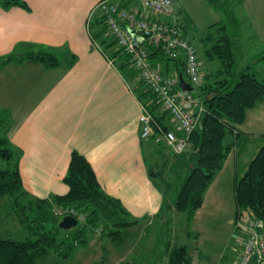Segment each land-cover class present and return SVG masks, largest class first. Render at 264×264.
I'll return each mask as SVG.
<instances>
[{"label":"crops","instance_id":"1","mask_svg":"<svg viewBox=\"0 0 264 264\" xmlns=\"http://www.w3.org/2000/svg\"><path fill=\"white\" fill-rule=\"evenodd\" d=\"M23 1L27 8L0 7V59L41 48L76 56L69 68L47 69L36 62L0 66V106L15 118L8 138L21 153L24 190L39 199L66 195L64 178L77 152L91 164L103 190L120 200L133 218L147 224L164 221L166 192L155 183L148 159L162 160V166L176 161L168 150L141 139L143 103L134 90L137 82L129 83L109 63L91 35L89 17L103 0ZM243 7L247 24L264 39V0H243ZM213 9L221 11L207 0H175L177 15L188 18L192 32L194 16L210 15ZM241 34L237 30L231 34L237 63L245 41ZM262 56L264 41L239 69L251 67L261 77ZM231 138L234 146L192 223L218 210L229 213L235 238L234 187L264 144V100L247 112L245 123Z\"/></svg>","mask_w":264,"mask_h":264},{"label":"trees","instance_id":"2","mask_svg":"<svg viewBox=\"0 0 264 264\" xmlns=\"http://www.w3.org/2000/svg\"><path fill=\"white\" fill-rule=\"evenodd\" d=\"M207 2L222 9L220 0ZM0 7L27 8V4L23 0H0ZM91 15L90 31L98 44L97 48L110 64L123 73L129 83L137 82L134 90L138 98L160 127L164 131L175 130L171 122L166 121L170 120V116L162 109L158 97L138 79L131 57L120 49L116 38L109 33L105 18L97 11H93ZM176 16L184 37L194 45L189 38L192 28L188 18L177 15V12ZM199 41L205 47L204 59L209 63H219L215 72L205 74L206 84L198 86L199 93L194 95L191 92L205 108L200 119L202 126L198 125L189 136L188 147L181 154H174L166 144H155L149 140L156 148L176 155V163L188 170L172 204L174 211L186 215L188 225H191L203 206L207 191L225 165L234 146L231 137L245 123L247 112L264 100V72L258 77L251 67L238 70L235 43L227 24L219 22L211 25L203 32ZM146 47L153 66L163 76H175L177 79L181 75L184 79L187 77L184 58L173 60L159 46L149 44ZM196 50L201 70L202 58L199 50ZM60 52L53 48H41L1 58L0 66L36 62L47 69H55L69 68L75 64L76 56ZM259 61L264 62V56ZM171 62L174 66L170 65ZM177 136L178 139L185 137L181 131L177 132ZM20 157V151L13 146L10 138H0V207L5 198L11 200V206L22 228L19 236L23 237L12 238L0 234V264H34L36 257L48 252L70 259L77 250L89 246L94 229H102V238L122 242L125 232L140 224V220L134 219L120 200L109 196L103 190L93 167L79 153L72 154L64 178V183L69 188L68 193L50 199L34 198L24 190ZM234 191L237 207L234 217L236 237L238 232L235 225L239 216L248 214L264 220V144L250 162L243 177L236 181ZM56 208H74L84 213L85 224L72 234L60 229L58 216L55 215ZM60 231H65V235L60 236ZM166 251L168 264H193L187 246L175 244L173 239Z\"/></svg>","mask_w":264,"mask_h":264},{"label":"rangeland","instance_id":"3","mask_svg":"<svg viewBox=\"0 0 264 264\" xmlns=\"http://www.w3.org/2000/svg\"><path fill=\"white\" fill-rule=\"evenodd\" d=\"M220 4H222L221 11L213 9L214 13L194 16L196 18L193 19L196 34L192 32L191 40L199 50L203 63L201 64L203 80L200 87L206 84L205 74L215 72L219 66L218 62L209 63L204 59L205 47L199 41L202 36L200 33L206 31L210 25L223 22L228 25L230 34L235 30L242 32L240 36L245 41L243 48H240L237 65L239 71V67H244L247 60H252V56H255L256 52L261 49V41H264L262 37L255 35L250 25L247 24L243 0H220ZM202 17H204L203 20H201ZM170 65L174 66L172 62ZM256 73L262 75L259 69ZM185 79L189 82L187 77ZM198 93L199 87H194L193 94ZM14 122L15 118L12 117L11 112L1 110L0 106V138L9 137L7 134L13 128ZM170 157L177 160L174 154ZM148 162L152 167L155 183L166 192L164 221L158 219L151 224L141 222L138 227L125 232L122 242L102 238V229H94L89 239V246L77 250L72 258L63 259L48 252L36 257L34 264H167L168 251L166 248L171 239L175 244L187 246L193 264H236L239 249L235 241L236 237L234 238L232 233V215L230 216L229 213L226 215L218 210L219 213L216 212L212 216H207L203 221L188 225L185 214L171 210L188 170L177 163L171 166L170 161L165 166L161 165L162 160L156 161L150 158ZM76 211L80 216H85L84 213ZM68 216L58 217L59 223ZM244 217L248 218L250 215L244 214ZM81 223L82 221L68 232L71 234L76 232L78 227L82 226ZM21 230L11 206V200L5 198L0 207V234L22 239L23 237L19 236ZM65 233V231L59 232L60 236H64ZM223 253H226V256L222 260Z\"/></svg>","mask_w":264,"mask_h":264},{"label":"built area","instance_id":"4","mask_svg":"<svg viewBox=\"0 0 264 264\" xmlns=\"http://www.w3.org/2000/svg\"><path fill=\"white\" fill-rule=\"evenodd\" d=\"M122 1L120 4L103 0L94 11L105 18L109 33L116 38L120 49L131 57L138 79L158 97L162 109L168 112L170 122L175 127V130L164 131L143 106L141 139L166 144L174 154H181L187 149L188 138L199 125L205 108L191 92L180 87L179 79L175 76L165 77L153 66L146 45L161 47L170 59L184 58L188 83L194 87L200 86L203 80L197 50L184 37L176 16L175 0ZM180 131L185 137L178 139L177 132ZM55 215L78 217L76 219L78 223L82 221L81 224L86 221L85 216H80L73 208H56ZM235 226L238 232L235 241L239 249L236 264H264V220L242 215Z\"/></svg>","mask_w":264,"mask_h":264},{"label":"water","instance_id":"5","mask_svg":"<svg viewBox=\"0 0 264 264\" xmlns=\"http://www.w3.org/2000/svg\"><path fill=\"white\" fill-rule=\"evenodd\" d=\"M180 81V87L186 91L193 92L194 88L191 84H189L184 77L181 75L179 77ZM200 126H202V123H199ZM78 221L77 219L73 217H65L60 223H59V228L65 231L71 230L75 227H77Z\"/></svg>","mask_w":264,"mask_h":264}]
</instances>
